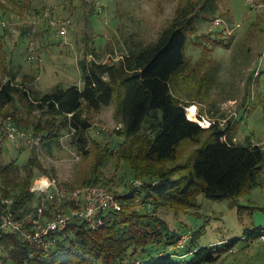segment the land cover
I'll return each mask as SVG.
<instances>
[{
	"label": "trees",
	"instance_id": "obj_1",
	"mask_svg": "<svg viewBox=\"0 0 264 264\" xmlns=\"http://www.w3.org/2000/svg\"><path fill=\"white\" fill-rule=\"evenodd\" d=\"M21 1L27 4L28 0ZM28 3L31 8L33 0ZM218 7V0H204L201 10L214 14ZM0 8L16 12L2 4ZM43 12L44 8L36 13L43 17ZM197 15L192 4L180 8L157 39L130 48L118 60L83 58L79 62L83 87L75 83L69 87L59 84L51 90H42L36 87L35 77L27 74L24 76L27 81L18 82L15 73L8 81L0 82V117H4L0 123V218L10 212L19 217L34 210L39 193L32 191V187L38 171L47 173L33 151L24 165L18 159H7L15 149L21 154L28 151H24L25 147H36L28 142L27 146H12V140L6 136L8 120L24 131L33 127L36 135L45 131L49 138L54 133L59 135L63 128L74 131L76 143L88 153V131L92 124L84 116L85 109L97 111L118 99L120 138L108 148L112 153L117 150L134 175V180L125 182L122 193L114 190L122 201L120 210L106 211L103 224L97 228L84 219H75L67 229L55 233L56 240L49 249L30 245L16 231L3 232L0 249L16 264H217L235 250L239 239L199 246L204 228L180 231L157 212L162 208H170L176 214L198 209L201 194L217 200L233 199L231 205L236 207L244 195L264 187L263 144L235 142L231 122L224 124L223 120L213 118V123L204 127L188 115L187 107L195 99L191 91L197 89L207 94L216 84L219 72L209 58L203 63H190L187 49L192 33L197 30ZM45 21L51 23L50 18L42 22ZM45 26L42 27L47 33ZM24 30L25 27L20 31L21 38L29 37L30 32ZM4 49L0 40V52ZM87 53L89 57L93 54ZM257 78L264 83V70L258 72ZM184 88L188 90L189 101L179 96ZM250 106L258 108L259 101ZM34 110L60 121L48 122L43 127L18 113L30 115ZM46 137L43 136V141ZM187 141L198 145L190 162L165 166L166 162L179 158L180 148ZM87 184L109 183L91 172L79 182V186ZM140 206H145L146 211L142 212ZM149 206L156 211H150ZM256 208L264 210V206L240 205L241 220L252 216ZM263 232L264 226H255L246 231V238L263 241ZM185 235L189 238L179 246Z\"/></svg>",
	"mask_w": 264,
	"mask_h": 264
},
{
	"label": "rangeland",
	"instance_id": "obj_2",
	"mask_svg": "<svg viewBox=\"0 0 264 264\" xmlns=\"http://www.w3.org/2000/svg\"><path fill=\"white\" fill-rule=\"evenodd\" d=\"M29 1L24 4L21 0H0V4L16 11L12 14L0 8V40L5 48L0 52V82L8 81L15 73L18 82L27 81L28 77L24 79L27 74L35 77L36 87L42 90H51L59 84L69 87L75 83L83 87L79 63L83 58L105 62L118 60L130 48L157 39L178 10L192 4L198 14V25L187 49L190 63H203L209 58L219 72L216 84L207 94L197 89L191 91L195 99L187 107L188 115L195 118L197 113L211 121L218 118L224 124L231 122L235 142L264 145V83H259L257 78L258 72L264 70V0H218L219 7L214 14L202 12L204 0H33L31 8ZM43 8V17H38L37 10ZM44 18H50L52 25L48 21L42 22ZM1 21L8 25L5 27ZM43 25H46L47 33ZM64 26L66 33L61 34ZM24 27L31 35L21 38L23 33L20 31ZM28 27H31L30 31H27ZM88 51L93 52L90 57ZM179 96L185 101L190 99L185 88ZM258 101V108L250 106ZM118 102L115 99L97 111L85 109L84 116L92 124L88 131V153L76 143L74 131L63 128L58 131L59 135L52 132L51 138L47 132L39 131L41 140L34 144L36 147H25L24 151H28L21 154L15 149L7 159H18L24 165L33 151L47 175L59 178L72 188L79 186V182L93 172L109 183V187L106 186L111 191L122 193L125 182L134 180V175L129 164L119 158L117 150L112 153L108 148L120 138L118 131L122 124L116 115ZM18 113L40 122L43 127L48 126V122L57 124L60 121L40 110H34L30 115L24 111ZM3 119L0 117V123ZM27 130L34 133L33 127ZM43 136H47L45 141ZM25 142H12V146H27ZM197 147L196 143L187 141L180 148L179 158L175 162H166L165 166L190 162ZM41 171H38L36 182L45 176ZM232 202L230 198L217 200L201 194L198 209L176 214L170 208H162L157 212L170 222L172 228L180 231L204 228L199 246L239 239L235 250L217 264H264V242L246 238L247 230L264 226V210L256 208L252 216L247 215L244 220L238 210L242 204L264 206V187L244 195L237 202L239 206H232ZM148 208L156 211L153 206ZM139 209L146 211L145 206ZM0 260L4 264H16L3 249H0Z\"/></svg>",
	"mask_w": 264,
	"mask_h": 264
},
{
	"label": "built area",
	"instance_id": "obj_3",
	"mask_svg": "<svg viewBox=\"0 0 264 264\" xmlns=\"http://www.w3.org/2000/svg\"><path fill=\"white\" fill-rule=\"evenodd\" d=\"M1 23L4 26L8 25L6 21H1ZM63 25L66 26V23ZM65 26L60 30L61 34L66 33ZM189 117L204 127L213 123L209 118L199 116L197 113L195 118L190 114ZM8 121L6 125L8 140L16 144L24 141L39 144L41 140L39 135L24 131L15 126L12 121ZM32 191L39 193L35 209L19 217L11 212L3 215L0 218V235L6 231H16L30 245L44 249H49L55 242L56 232L67 229L75 219H84L93 228H97L103 224L106 211L122 208L119 194L100 184H87L72 188L61 182L59 178L45 174L33 185ZM188 238L189 235H185L179 246ZM261 239L264 241V232ZM0 264H2L1 261Z\"/></svg>",
	"mask_w": 264,
	"mask_h": 264
},
{
	"label": "bare ground",
	"instance_id": "obj_4",
	"mask_svg": "<svg viewBox=\"0 0 264 264\" xmlns=\"http://www.w3.org/2000/svg\"><path fill=\"white\" fill-rule=\"evenodd\" d=\"M196 109V107L194 106L193 108H192V110H193V113H194V110ZM190 116H192V115H190ZM193 117V116H192ZM194 118V117H193Z\"/></svg>",
	"mask_w": 264,
	"mask_h": 264
}]
</instances>
